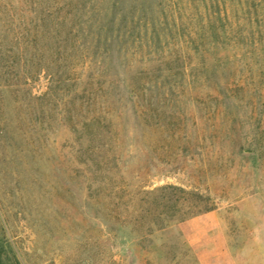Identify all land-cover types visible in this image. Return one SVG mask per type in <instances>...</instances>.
I'll return each mask as SVG.
<instances>
[{
    "label": "rangeland",
    "instance_id": "374dc122",
    "mask_svg": "<svg viewBox=\"0 0 264 264\" xmlns=\"http://www.w3.org/2000/svg\"><path fill=\"white\" fill-rule=\"evenodd\" d=\"M0 264H264V0H0Z\"/></svg>",
    "mask_w": 264,
    "mask_h": 264
},
{
    "label": "crops",
    "instance_id": "0c3cea01",
    "mask_svg": "<svg viewBox=\"0 0 264 264\" xmlns=\"http://www.w3.org/2000/svg\"><path fill=\"white\" fill-rule=\"evenodd\" d=\"M253 254L255 255V254H258V253H253Z\"/></svg>",
    "mask_w": 264,
    "mask_h": 264
}]
</instances>
